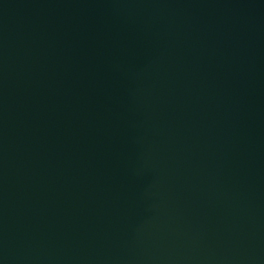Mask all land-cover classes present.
Instances as JSON below:
<instances>
[{"label":"water","instance_id":"1","mask_svg":"<svg viewBox=\"0 0 264 264\" xmlns=\"http://www.w3.org/2000/svg\"><path fill=\"white\" fill-rule=\"evenodd\" d=\"M0 264H264V0H0Z\"/></svg>","mask_w":264,"mask_h":264}]
</instances>
